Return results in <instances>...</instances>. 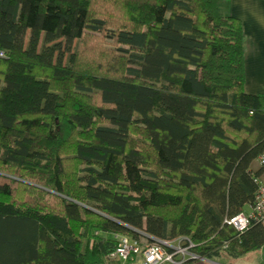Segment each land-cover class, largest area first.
<instances>
[{
  "label": "trees",
  "instance_id": "trees-1",
  "mask_svg": "<svg viewBox=\"0 0 264 264\" xmlns=\"http://www.w3.org/2000/svg\"><path fill=\"white\" fill-rule=\"evenodd\" d=\"M226 1L0 0V264H111L109 218L207 259L264 246L224 223L264 151Z\"/></svg>",
  "mask_w": 264,
  "mask_h": 264
},
{
  "label": "built area",
  "instance_id": "built-area-1",
  "mask_svg": "<svg viewBox=\"0 0 264 264\" xmlns=\"http://www.w3.org/2000/svg\"><path fill=\"white\" fill-rule=\"evenodd\" d=\"M256 163L262 174L256 180L253 204L248 211L224 221L239 233L248 229L252 222L264 228V151L257 156ZM109 219L118 228L115 234L116 245L107 254V261L111 264H187L205 259L194 251V245L187 237L157 239L134 229L127 220ZM134 233L138 238L132 236ZM227 248L228 245L224 243L220 252Z\"/></svg>",
  "mask_w": 264,
  "mask_h": 264
},
{
  "label": "crops",
  "instance_id": "crops-1",
  "mask_svg": "<svg viewBox=\"0 0 264 264\" xmlns=\"http://www.w3.org/2000/svg\"><path fill=\"white\" fill-rule=\"evenodd\" d=\"M220 8L224 16L238 19L241 26L243 91L264 97V0H227ZM216 258L218 260L205 258L187 264H264V246L241 255L220 254Z\"/></svg>",
  "mask_w": 264,
  "mask_h": 264
},
{
  "label": "rangeland",
  "instance_id": "rangeland-1",
  "mask_svg": "<svg viewBox=\"0 0 264 264\" xmlns=\"http://www.w3.org/2000/svg\"><path fill=\"white\" fill-rule=\"evenodd\" d=\"M220 9H221V8H220ZM112 228H113V232H114L115 230H117V228H116L114 225L112 226ZM115 232H116V231H115ZM220 254H221V255H226V254H228V253H227V251H222V252L219 253V255H220ZM213 260H218V259L215 257V259H213Z\"/></svg>",
  "mask_w": 264,
  "mask_h": 264
}]
</instances>
